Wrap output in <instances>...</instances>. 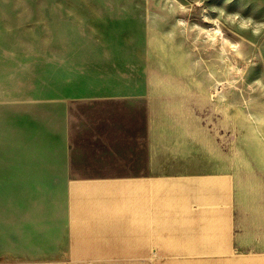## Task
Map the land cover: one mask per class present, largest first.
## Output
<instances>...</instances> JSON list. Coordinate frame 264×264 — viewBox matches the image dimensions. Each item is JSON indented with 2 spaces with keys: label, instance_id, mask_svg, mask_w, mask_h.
Listing matches in <instances>:
<instances>
[{
  "label": "crops",
  "instance_id": "obj_1",
  "mask_svg": "<svg viewBox=\"0 0 264 264\" xmlns=\"http://www.w3.org/2000/svg\"><path fill=\"white\" fill-rule=\"evenodd\" d=\"M188 35L149 29L119 56L77 62L63 149L0 178V264H264V171L236 174L224 78L198 74ZM129 50L136 68L120 67Z\"/></svg>",
  "mask_w": 264,
  "mask_h": 264
},
{
  "label": "rangeland",
  "instance_id": "obj_2",
  "mask_svg": "<svg viewBox=\"0 0 264 264\" xmlns=\"http://www.w3.org/2000/svg\"><path fill=\"white\" fill-rule=\"evenodd\" d=\"M230 15L264 22V0H0V178L18 164L47 166L51 150L63 149L61 97L76 91L77 62L82 67L107 49L119 56L149 29L166 28L187 29L189 43L194 35L198 74L224 78L236 174L264 171V28L253 35ZM126 56L120 67L136 68L131 50ZM246 262L248 256L229 255L115 264Z\"/></svg>",
  "mask_w": 264,
  "mask_h": 264
},
{
  "label": "clouds",
  "instance_id": "obj_3",
  "mask_svg": "<svg viewBox=\"0 0 264 264\" xmlns=\"http://www.w3.org/2000/svg\"><path fill=\"white\" fill-rule=\"evenodd\" d=\"M199 3V0H198ZM204 12H207V9H204ZM202 19L205 20V22H213L216 23V21H210V18L207 15H202ZM229 19L233 22L236 23L237 21H239V27L242 30H252V34L253 35H260V31L261 28H264V22H256L254 21L252 18H241L239 15H230ZM178 23L180 25H184L186 22L181 20L178 21ZM220 33L217 31L216 35H219ZM225 43H227V41H225ZM230 47H232L233 49H237L239 48V44H232L230 45Z\"/></svg>",
  "mask_w": 264,
  "mask_h": 264
},
{
  "label": "bare ground",
  "instance_id": "obj_4",
  "mask_svg": "<svg viewBox=\"0 0 264 264\" xmlns=\"http://www.w3.org/2000/svg\"><path fill=\"white\" fill-rule=\"evenodd\" d=\"M82 240V239H81ZM81 242V241H80ZM85 244V243H84ZM143 262V261H142Z\"/></svg>",
  "mask_w": 264,
  "mask_h": 264
}]
</instances>
